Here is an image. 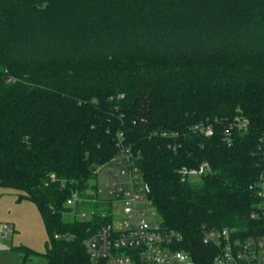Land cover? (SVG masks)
Wrapping results in <instances>:
<instances>
[{
	"label": "trees",
	"instance_id": "16d2710c",
	"mask_svg": "<svg viewBox=\"0 0 264 264\" xmlns=\"http://www.w3.org/2000/svg\"><path fill=\"white\" fill-rule=\"evenodd\" d=\"M237 116L248 128L229 145ZM199 122L214 134L192 132ZM119 132L162 226L182 234L176 247L196 264L221 252L205 230L263 237L251 187L264 134V0H0V187L32 201L49 234L44 253L16 247L25 262L98 264L84 240L99 222L65 221V202L120 152ZM203 161L211 174L182 181L183 166ZM90 205L102 221V204Z\"/></svg>",
	"mask_w": 264,
	"mask_h": 264
},
{
	"label": "built area",
	"instance_id": "2783aa9c",
	"mask_svg": "<svg viewBox=\"0 0 264 264\" xmlns=\"http://www.w3.org/2000/svg\"><path fill=\"white\" fill-rule=\"evenodd\" d=\"M248 124L246 118L237 116L225 129V141L230 145L232 130L246 131ZM190 130L205 136H212L215 131L213 124L207 122L196 123ZM118 146L120 152L108 163L97 167L92 188L86 195L73 190L65 202L68 210L64 215H71L72 221L99 222L84 240L90 259L98 264H195L184 250L176 247L183 240L181 233L164 228L160 220L148 218L144 205L151 204V200L148 199L139 157L124 145L122 132L118 133ZM256 154L260 173L251 188L261 199L257 209L264 215V134L260 137ZM101 172L107 176L104 188L98 184ZM180 173L182 181L195 182L211 174L212 168L208 161H203L197 167L183 166ZM92 203H100L107 209L101 213L102 221L94 217V210L83 208ZM257 215V212L253 213V217ZM14 230L13 224L0 223V238L9 241ZM55 237L59 239L68 235L57 233ZM203 239L207 244L222 246L213 264H264V236L242 242L232 240L230 232L223 229L205 230Z\"/></svg>",
	"mask_w": 264,
	"mask_h": 264
},
{
	"label": "rangeland",
	"instance_id": "374dc122",
	"mask_svg": "<svg viewBox=\"0 0 264 264\" xmlns=\"http://www.w3.org/2000/svg\"><path fill=\"white\" fill-rule=\"evenodd\" d=\"M106 179L107 176L105 173L101 172L98 178L100 187H105ZM93 180L91 181V185ZM5 193L9 195L8 198H14L15 202L12 205L9 204L11 200L2 203L4 204V209L0 208V223L14 224L16 221L17 224H14L16 232L12 234L11 240L5 241L0 238V264H19L22 261L21 252H19L16 247L26 246L36 252L44 253L47 250L46 244L49 240V234L40 211L32 201L24 200L17 203L16 200L20 191L14 189L5 190ZM13 193L15 195H13ZM91 206L90 204L84 205L83 208L85 210L94 209V207ZM144 208L150 220H160L158 212L152 204L145 203ZM98 210H100V212H107L104 206H99ZM64 220L71 222V215H64ZM26 262L27 264H44L45 258L40 254L36 256L32 255Z\"/></svg>",
	"mask_w": 264,
	"mask_h": 264
},
{
	"label": "crops",
	"instance_id": "0c3cea01",
	"mask_svg": "<svg viewBox=\"0 0 264 264\" xmlns=\"http://www.w3.org/2000/svg\"><path fill=\"white\" fill-rule=\"evenodd\" d=\"M10 188H3V187H0V208H2V209H4V204H2L3 202H5V201H8V200H11V202H9V204L10 205H12L15 201H14V198H8V196L9 195H7V193H5V190L7 191V190H9ZM13 195H15L14 193H13ZM24 200H26V199H24ZM24 200H22V201H24ZM16 202L17 203H20L21 201H18V200H16ZM15 221V220H14ZM15 223H16V221H15ZM14 223V224H15ZM13 224V225H14ZM17 224V223H16ZM15 224V225H16ZM15 225H14V229H15ZM17 227V226H16ZM14 232H16V229L14 230ZM11 240V239H10ZM1 241V240H0ZM6 241V240H5ZM13 248L15 249V247L13 246ZM13 249V250H14ZM21 254V253H20ZM21 262L19 263V264H27V262H25L24 260H23V256H22V254H21Z\"/></svg>",
	"mask_w": 264,
	"mask_h": 264
},
{
	"label": "water",
	"instance_id": "95a60500",
	"mask_svg": "<svg viewBox=\"0 0 264 264\" xmlns=\"http://www.w3.org/2000/svg\"><path fill=\"white\" fill-rule=\"evenodd\" d=\"M94 168H95V166H93V169ZM215 179H216V175H213V180H215ZM147 193H148V199L152 200L153 199V194H152L151 190L148 188V186H147Z\"/></svg>",
	"mask_w": 264,
	"mask_h": 264
},
{
	"label": "bare ground",
	"instance_id": "6f19581e",
	"mask_svg": "<svg viewBox=\"0 0 264 264\" xmlns=\"http://www.w3.org/2000/svg\"><path fill=\"white\" fill-rule=\"evenodd\" d=\"M231 234V233H230ZM231 236V235H230ZM196 264V263H195Z\"/></svg>",
	"mask_w": 264,
	"mask_h": 264
}]
</instances>
